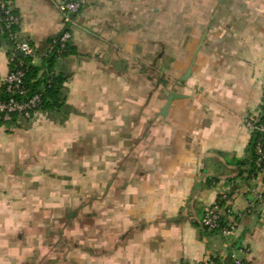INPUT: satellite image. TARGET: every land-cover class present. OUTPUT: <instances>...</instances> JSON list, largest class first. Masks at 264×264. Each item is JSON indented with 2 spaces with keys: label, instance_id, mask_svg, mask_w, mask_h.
<instances>
[{
  "label": "crops",
  "instance_id": "0c3cea01",
  "mask_svg": "<svg viewBox=\"0 0 264 264\" xmlns=\"http://www.w3.org/2000/svg\"><path fill=\"white\" fill-rule=\"evenodd\" d=\"M63 1L14 0L36 67L63 30ZM71 1L84 8L74 54L55 66L63 108L0 122V264H264V176L238 178L245 120L264 100V0ZM10 51L0 46V77ZM146 64L177 80L166 100ZM172 93L183 98L163 117ZM223 194L237 221L229 240L201 225ZM92 197L107 209V257H92L96 238L84 257L78 245L62 257L63 214L84 227L97 204L80 199Z\"/></svg>",
  "mask_w": 264,
  "mask_h": 264
},
{
  "label": "built area",
  "instance_id": "2783aa9c",
  "mask_svg": "<svg viewBox=\"0 0 264 264\" xmlns=\"http://www.w3.org/2000/svg\"><path fill=\"white\" fill-rule=\"evenodd\" d=\"M80 4L69 1L60 5L63 13V30L52 42L53 52L59 59H62L67 46L72 41L71 25L74 18L80 12ZM7 35L9 42L13 43L16 55L10 58V63L15 66L5 77H0V117L5 124L21 126L33 120L42 102V95H30V90L25 84L26 70L23 59L35 60L37 52L30 40L21 33V16L17 12L14 0H0V36ZM17 52H21L24 57H20ZM50 52V53H51ZM49 53V54H50ZM19 56V59L16 57ZM16 59V61H15ZM261 113V112H260ZM260 113L248 117L245 120L246 126L252 132L257 131L264 137V122L260 123ZM257 165L264 164V151L261 143L258 145ZM252 179H256L260 176ZM228 195H221L211 207L207 208L201 220L202 227L209 232H219L224 239H231L237 230V221L233 218L234 211L228 202ZM235 264H246L243 260L232 257ZM203 264H214L209 258ZM201 264V263H200Z\"/></svg>",
  "mask_w": 264,
  "mask_h": 264
},
{
  "label": "trees",
  "instance_id": "16d2710c",
  "mask_svg": "<svg viewBox=\"0 0 264 264\" xmlns=\"http://www.w3.org/2000/svg\"><path fill=\"white\" fill-rule=\"evenodd\" d=\"M1 45H7L10 47L11 51L9 53V59L12 58L14 54L16 55V52L14 51L13 48V43L8 41L6 34L0 36V46ZM56 49L46 57L42 67L34 66L33 64L34 60L30 58L23 59L26 70L25 84L27 88L30 90V95L31 96L35 94L42 95V102L39 107V111H49V112L60 111L64 105L63 101L61 100V90L66 81V78H64L62 75L57 76L54 73L55 66L57 62L60 60L57 56ZM73 54L74 52L72 51L71 43H69L62 58ZM19 58H20L19 56L16 57V59ZM14 66L15 63H10L11 70L14 68ZM260 112L261 113H260L259 121L260 123H262L264 122V100ZM0 122L1 124H5L1 119V117H0ZM260 143L264 151V137H262V135L257 131L254 132L252 131V139L250 143L248 159L240 163V167L242 168V170L239 173L238 178L241 179L242 182L257 177L259 174L264 176V164H262L260 167L257 165V160L259 158L258 145ZM212 233H219V232H212ZM212 259L214 264H219L217 259L215 258ZM230 260H231L230 262L228 261L225 264H235L233 258ZM244 262L246 264H249L246 261Z\"/></svg>",
  "mask_w": 264,
  "mask_h": 264
},
{
  "label": "rangeland",
  "instance_id": "374dc122",
  "mask_svg": "<svg viewBox=\"0 0 264 264\" xmlns=\"http://www.w3.org/2000/svg\"><path fill=\"white\" fill-rule=\"evenodd\" d=\"M71 0H65L63 2H69ZM62 2V3H63ZM61 3V4H62ZM79 3V2H76ZM60 4V5H61ZM80 4V12L77 14L79 15L81 13V10L84 8V5ZM76 15V16H77ZM165 24V23H163ZM162 24V25H163ZM166 26V25H164ZM162 44V43H161ZM151 67V66H150ZM150 67H147V64L143 66V69L141 70V73L144 77H153V79H156L157 87L160 89L161 94V100H166L169 93L174 91L176 86L174 84H171L173 81H177L174 79L173 73L168 69H160L159 71H152ZM166 81V82H165ZM25 125V124H23ZM17 126V127H23ZM88 200L96 202V207H93L89 214H87V208H84L86 210L84 213L81 212L79 219L83 221L84 227L78 229L73 226V222L75 223L76 220H68V217L70 214H67V211L63 214L65 227H64V239L61 243V248L58 249L59 251H62V257H72V253H75V249H77V246L79 247V251L81 256L84 257V255H87L88 241L89 238H96L97 240H101V242L94 247V251L92 252V257H107V209L103 208L102 206L99 207L98 202L102 199L98 197H92V198H86V199H80V204L83 202L86 203ZM76 200H72L71 205L75 203ZM66 203V202H65ZM79 204V201L77 202ZM70 204L67 203V207H65L66 210L70 209ZM69 206V207H68ZM88 227L91 228V230H87ZM80 241V242H79ZM104 241V242H103ZM61 242V241H60ZM49 253H55L57 251V248L49 247Z\"/></svg>",
  "mask_w": 264,
  "mask_h": 264
},
{
  "label": "water",
  "instance_id": "95a60500",
  "mask_svg": "<svg viewBox=\"0 0 264 264\" xmlns=\"http://www.w3.org/2000/svg\"><path fill=\"white\" fill-rule=\"evenodd\" d=\"M17 53L19 54L20 57H22V58L24 57V55L21 52H17ZM191 74H192V69H189L187 71L186 75L181 79V83L187 81L191 77ZM181 98H183V97L180 96V95H177V94H174V93L170 94L169 98L167 100V103H166L161 115L163 117H166L168 109L171 106V104L173 103V101L176 100V99H181Z\"/></svg>",
  "mask_w": 264,
  "mask_h": 264
}]
</instances>
